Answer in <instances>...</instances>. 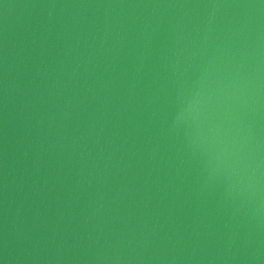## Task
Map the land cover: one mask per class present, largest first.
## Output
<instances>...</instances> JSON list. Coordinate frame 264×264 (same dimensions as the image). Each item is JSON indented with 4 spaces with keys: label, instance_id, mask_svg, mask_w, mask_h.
I'll return each mask as SVG.
<instances>
[{
    "label": "water",
    "instance_id": "water-1",
    "mask_svg": "<svg viewBox=\"0 0 264 264\" xmlns=\"http://www.w3.org/2000/svg\"><path fill=\"white\" fill-rule=\"evenodd\" d=\"M0 261L264 264V0H0Z\"/></svg>",
    "mask_w": 264,
    "mask_h": 264
},
{
    "label": "clouds",
    "instance_id": "clouds-1",
    "mask_svg": "<svg viewBox=\"0 0 264 264\" xmlns=\"http://www.w3.org/2000/svg\"><path fill=\"white\" fill-rule=\"evenodd\" d=\"M199 103H200V101H196V102H194L193 107L199 105Z\"/></svg>",
    "mask_w": 264,
    "mask_h": 264
},
{
    "label": "snow or ice",
    "instance_id": "snow-or-ice-1",
    "mask_svg": "<svg viewBox=\"0 0 264 264\" xmlns=\"http://www.w3.org/2000/svg\"><path fill=\"white\" fill-rule=\"evenodd\" d=\"M0 264H3V262H2V261H0Z\"/></svg>",
    "mask_w": 264,
    "mask_h": 264
}]
</instances>
